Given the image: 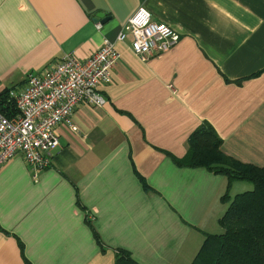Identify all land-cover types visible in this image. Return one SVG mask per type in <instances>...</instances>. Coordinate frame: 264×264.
I'll use <instances>...</instances> for the list:
<instances>
[{
    "label": "crops",
    "instance_id": "obj_1",
    "mask_svg": "<svg viewBox=\"0 0 264 264\" xmlns=\"http://www.w3.org/2000/svg\"><path fill=\"white\" fill-rule=\"evenodd\" d=\"M140 7L179 39L145 61L115 42L106 103L77 102L50 164L19 153L0 167V264H114L118 248L138 264H189L220 232L228 185L174 162L190 133L206 122L224 154L264 167V0H0V96L115 40Z\"/></svg>",
    "mask_w": 264,
    "mask_h": 264
},
{
    "label": "built area",
    "instance_id": "obj_2",
    "mask_svg": "<svg viewBox=\"0 0 264 264\" xmlns=\"http://www.w3.org/2000/svg\"><path fill=\"white\" fill-rule=\"evenodd\" d=\"M96 21L95 27H100ZM115 40L104 38L100 46L85 59L71 53L50 63L42 70L28 73L25 86L17 93L8 91L17 114L6 117L0 110V167L21 154L34 168L50 164L51 152L58 146L55 127L62 121L75 130L70 114L77 102L92 106L105 104L98 89L111 82V68L120 58L115 42L128 40L129 49L145 61L176 44L179 35L163 21H153L150 13L140 7L134 10Z\"/></svg>",
    "mask_w": 264,
    "mask_h": 264
},
{
    "label": "trees",
    "instance_id": "obj_3",
    "mask_svg": "<svg viewBox=\"0 0 264 264\" xmlns=\"http://www.w3.org/2000/svg\"><path fill=\"white\" fill-rule=\"evenodd\" d=\"M0 110L6 117L16 111L7 92L0 96ZM220 143L212 127L202 121L190 133L185 154L174 158L177 165L206 166L214 173L224 174L228 181L227 190L220 197L227 204L218 219L222 230L205 235L189 264H264V167L235 160L221 151ZM243 179L253 187L230 196L231 182ZM114 254V264H138L122 248Z\"/></svg>",
    "mask_w": 264,
    "mask_h": 264
},
{
    "label": "rangeland",
    "instance_id": "obj_4",
    "mask_svg": "<svg viewBox=\"0 0 264 264\" xmlns=\"http://www.w3.org/2000/svg\"><path fill=\"white\" fill-rule=\"evenodd\" d=\"M239 181L241 183L240 185H242L243 187H239V188L235 189V190H238V191H236V193L243 192L246 189L250 190L253 187V185H251L252 183L247 181L246 179L239 180ZM235 190L233 189L232 191L235 192ZM221 230H222V227H221L220 231Z\"/></svg>",
    "mask_w": 264,
    "mask_h": 264
},
{
    "label": "water",
    "instance_id": "obj_5",
    "mask_svg": "<svg viewBox=\"0 0 264 264\" xmlns=\"http://www.w3.org/2000/svg\"><path fill=\"white\" fill-rule=\"evenodd\" d=\"M93 20H94V22L101 21V23H102L107 19H106L104 13L97 12L96 17Z\"/></svg>",
    "mask_w": 264,
    "mask_h": 264
}]
</instances>
